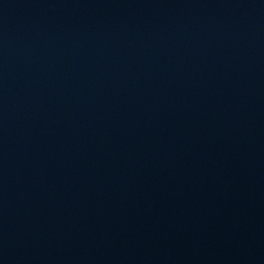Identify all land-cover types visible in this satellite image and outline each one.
<instances>
[{"label":"water","instance_id":"obj_1","mask_svg":"<svg viewBox=\"0 0 264 264\" xmlns=\"http://www.w3.org/2000/svg\"><path fill=\"white\" fill-rule=\"evenodd\" d=\"M0 264H264V0H0Z\"/></svg>","mask_w":264,"mask_h":264}]
</instances>
